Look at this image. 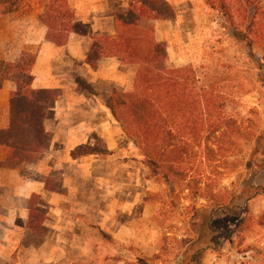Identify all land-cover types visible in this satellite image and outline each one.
<instances>
[{"label":"rangeland","instance_id":"obj_1","mask_svg":"<svg viewBox=\"0 0 264 264\" xmlns=\"http://www.w3.org/2000/svg\"><path fill=\"white\" fill-rule=\"evenodd\" d=\"M130 1L69 0L82 21L95 19L85 36L90 39L99 34L95 29L108 28L107 17ZM168 1L176 18L150 24L167 47L166 66L192 67L202 83L218 90L235 128L204 140L198 152L207 167L195 169L204 173L194 170L172 180L173 185L148 167L122 129L114 157L103 141L80 148L77 155L98 153L111 165L99 170L102 183L85 184L82 204L117 213L86 216L89 228H77L80 238L53 255L48 249L34 250L48 236L41 226L25 236L23 247L9 252L7 264H55L40 262L50 256L56 264H264V38L255 29L248 40H238L224 16L204 0ZM253 4L264 11V0ZM42 11L35 0H0V19L6 22L0 29L7 30L11 48L42 34ZM260 21L264 25L262 16ZM237 22L248 23L240 17ZM36 48L27 50L35 53ZM134 75V67L121 63L120 89L112 95L131 91ZM223 132L228 137L220 142ZM35 209L44 223L48 209ZM0 264H6L1 257Z\"/></svg>","mask_w":264,"mask_h":264},{"label":"trees","instance_id":"obj_2","mask_svg":"<svg viewBox=\"0 0 264 264\" xmlns=\"http://www.w3.org/2000/svg\"><path fill=\"white\" fill-rule=\"evenodd\" d=\"M35 1L44 9L40 21L47 27L48 41L62 47L71 35L89 34V27L69 0ZM204 1L224 16L238 40H248L255 29L264 38L261 33L264 25L260 21L264 11L260 5L253 4L254 0ZM238 17L248 21L247 25L239 24ZM175 18L176 10L168 0H131L113 13V34L93 36L87 58L93 68L109 57L135 68L132 90L112 95L106 105L124 135L145 157L148 167L170 185L175 178L188 177L197 167H207L198 152L204 140L223 128H235L232 117L226 114L224 96L218 90L202 83L192 67L166 66L167 47L156 39L150 24ZM249 41L253 47V41ZM35 56L28 50L15 61L0 58V78L16 85L10 94V128L0 130V145L9 148L5 164L10 167L35 160L49 144L44 122L48 104L57 96L51 90L32 89ZM225 137L227 132L222 133L219 141ZM198 172L203 171H194ZM33 202L38 203L37 198ZM41 226L42 219L32 205L28 229L35 233Z\"/></svg>","mask_w":264,"mask_h":264},{"label":"crops","instance_id":"obj_3","mask_svg":"<svg viewBox=\"0 0 264 264\" xmlns=\"http://www.w3.org/2000/svg\"><path fill=\"white\" fill-rule=\"evenodd\" d=\"M107 19L108 28L95 29V33H114L113 15ZM39 22L40 27L43 26L42 34L24 38L18 49L10 47L7 30L0 29V58L15 61L28 47L37 46L32 89L51 90L57 96L48 104L44 122L48 147L35 160L18 167L7 166L9 148L0 145V251L4 252L0 257L6 264L9 252L23 247L25 236L31 233L28 222L32 205L48 209L47 219L42 223V227L48 229V236L41 245L34 246V250L48 249L52 255L53 250L68 248L76 240L77 228L81 232L89 228L86 216L114 217L117 213L115 209L103 211L96 204L91 208L82 204L86 199L85 184L102 183L105 178L99 170L109 169L111 165L109 159L98 153L77 155L76 151L103 141L111 157L115 156L122 128L106 102L115 88L120 89L121 61L114 57L103 58L93 68L87 63L92 39L71 35L68 43L59 47L46 39L47 27L40 19ZM82 22L93 28L96 21ZM0 23L6 22L0 19ZM15 89L14 82L0 78V130L10 128V94ZM34 198L38 204L32 203ZM113 223L115 225V221ZM100 230L109 231V228L101 226ZM40 262L56 264L57 260L50 256Z\"/></svg>","mask_w":264,"mask_h":264}]
</instances>
